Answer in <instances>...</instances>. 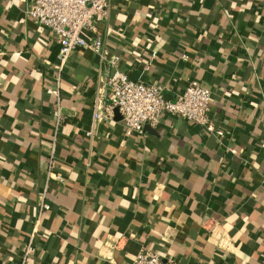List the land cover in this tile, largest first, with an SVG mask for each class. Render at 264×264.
Masks as SVG:
<instances>
[{
	"label": "crops",
	"instance_id": "0c3cea01",
	"mask_svg": "<svg viewBox=\"0 0 264 264\" xmlns=\"http://www.w3.org/2000/svg\"><path fill=\"white\" fill-rule=\"evenodd\" d=\"M28 2L0 0V264L29 239L24 264H131L142 248L173 264H264V0H114L99 28L119 68L170 100L198 80L212 130L164 114L144 134L100 123L90 141L99 64L84 49L61 73L54 144L58 45ZM207 216L230 250L207 238Z\"/></svg>",
	"mask_w": 264,
	"mask_h": 264
},
{
	"label": "built area",
	"instance_id": "2783aa9c",
	"mask_svg": "<svg viewBox=\"0 0 264 264\" xmlns=\"http://www.w3.org/2000/svg\"><path fill=\"white\" fill-rule=\"evenodd\" d=\"M113 1L29 0L24 8L26 16L53 33L58 45L56 71L52 76L53 85L46 89L55 97L52 143H55L59 126L64 120L60 105L61 73L70 56L84 49L92 51L99 64L91 101L90 128L85 132L90 141L98 124L114 119L115 108L121 116L123 127L139 134H144L145 125L155 128L164 114L212 130L209 123L211 90L201 85L198 80H191L174 100H170L165 96L163 86L133 80L119 68L120 57L110 52L99 28V25L108 19ZM55 177L59 178L49 167L47 179ZM48 208L49 204L41 201L39 213ZM201 226L213 244L230 250L232 240L218 219L207 216ZM118 240L106 243L113 247L118 244ZM31 243L29 239L17 264H24L26 255L31 250ZM131 264H173V260L165 259L157 251L142 248L135 254Z\"/></svg>",
	"mask_w": 264,
	"mask_h": 264
},
{
	"label": "water",
	"instance_id": "95a60500",
	"mask_svg": "<svg viewBox=\"0 0 264 264\" xmlns=\"http://www.w3.org/2000/svg\"><path fill=\"white\" fill-rule=\"evenodd\" d=\"M114 114H115V116H114V119H115V120H120V119H121V116L119 115V113H118V111H117V108L114 109ZM144 130H145V131H148V132L153 131V130L150 128L149 125H145V126H144Z\"/></svg>",
	"mask_w": 264,
	"mask_h": 264
},
{
	"label": "trees",
	"instance_id": "16d2710c",
	"mask_svg": "<svg viewBox=\"0 0 264 264\" xmlns=\"http://www.w3.org/2000/svg\"><path fill=\"white\" fill-rule=\"evenodd\" d=\"M53 162V160H51V163Z\"/></svg>",
	"mask_w": 264,
	"mask_h": 264
}]
</instances>
